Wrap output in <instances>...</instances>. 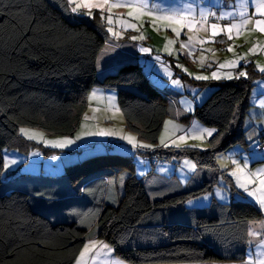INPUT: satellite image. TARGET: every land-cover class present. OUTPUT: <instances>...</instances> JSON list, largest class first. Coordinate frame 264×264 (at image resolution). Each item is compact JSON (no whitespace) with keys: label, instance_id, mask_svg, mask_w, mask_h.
I'll return each mask as SVG.
<instances>
[{"label":"trees","instance_id":"1","mask_svg":"<svg viewBox=\"0 0 264 264\" xmlns=\"http://www.w3.org/2000/svg\"><path fill=\"white\" fill-rule=\"evenodd\" d=\"M70 8L65 0H0V186L2 150L19 142V129L73 135L94 88L116 91L127 129L148 142H157L170 115L167 94L152 85L142 62H125L99 76L98 60L109 32L96 18ZM256 75L250 71L247 78L192 81L216 89L184 120L197 119L221 135L208 140L206 151L160 149L155 157H189L199 169L214 170L215 176L207 172L196 189L153 201L131 173L118 204H108L107 180L114 175L109 168L115 160L129 158L106 153L68 165L58 177H29L27 190L0 192V264H75L93 225L115 257L128 264L243 262L252 246L251 223L263 219V213L218 169L216 157L245 143ZM219 176L233 199H244H216L203 209L183 207L190 199L213 193Z\"/></svg>","mask_w":264,"mask_h":264},{"label":"rangeland","instance_id":"2","mask_svg":"<svg viewBox=\"0 0 264 264\" xmlns=\"http://www.w3.org/2000/svg\"><path fill=\"white\" fill-rule=\"evenodd\" d=\"M76 2L83 3L84 0H76ZM93 3L102 5L103 11L101 12L97 7H92L90 10L91 16H82H87L92 19L96 18L107 31L109 27L113 29V32L108 31L109 40L99 56V76L101 78L104 77L106 72L116 70L120 64L125 62H142L141 64L144 65L147 75L151 77L153 83L167 94V98L171 105L170 115L165 120L159 138L156 143H151L129 131L126 127L124 115L119 107L118 93L116 91H110L111 93L109 94H112V97H108L107 106L104 108L97 109L91 105H87L78 129L71 136L54 135L36 128L21 127L20 129H25L29 134H42V139L38 136L36 139L29 140L19 129V142L15 146L7 147L2 150L4 168L0 192H4L10 188L27 190L26 187L31 184L29 177H58L63 173L62 167L80 163L90 157L104 155L106 153L120 154L129 158L122 161L115 160L117 163L115 167L109 168L111 170L114 169V175L107 180L108 192L106 203L108 204H118L119 200L123 197L124 185L131 173H134V175L145 184L147 193L153 201L200 187L207 179V173L204 172H213L215 176L214 170L201 168L199 175L192 178L191 173L198 172L200 168L193 159L189 157L179 159L171 157L167 159L165 156L156 158L155 153L160 149L172 151L192 146H197L192 148H197L201 151H204L202 149H209L208 140L210 138L207 137L206 134L203 139H196L193 135H188L185 140L181 141L178 137L184 135V132L177 130L176 126L188 130L189 133L192 132L193 125L196 122H198L199 126H203L204 128H215L205 126L197 119L193 120V124H189L186 120L177 117L173 111L177 103L184 104L186 102L188 105L193 103L189 97V93L193 98L199 96L198 100L201 105V103H204L215 91L216 87L208 85L204 87H193V89L191 88L192 91L188 92L191 87L189 83H192L193 79H195L194 77L197 75L209 77L207 80L200 81H210L213 80L211 77L212 73L215 72L221 76L219 80L228 81V79L224 77L229 73L235 77L237 75L236 71L239 72L243 70L247 72V77H249L250 71L257 72L258 75L253 79L254 85L250 96H252L253 91V101L255 99V103L259 107L264 108V71H261V69H264V32L255 28V21L264 19V16L259 15L257 12V0H248V6L244 9L251 17L252 22L247 24L246 28L241 29L239 35H237V30L233 29L231 39H229V34L226 31L212 37L210 25L212 23H216L220 26L230 23L239 24L242 19L238 15L240 11V0H148L149 7L152 11L160 14L193 12L196 18L199 19L201 11L216 12L218 15L221 12L225 14L229 12L236 13V15L230 19H217L216 17L209 16L207 24L203 26L206 30H201L200 25H197L196 28L191 31L185 28L179 37L171 31V27H179V25L167 20H157L154 26L151 23L153 17L142 14L144 10H137L129 7H112L109 13L111 4L124 3V0H109L107 4L104 3V0H93ZM74 6V4H70V7ZM79 11L81 13H86L89 10L81 8ZM129 11H133L134 16H138L139 18H130L128 16ZM109 14L113 19L112 24L107 22ZM102 15L104 19H101ZM121 19L124 21L123 25L120 22ZM128 24H134L136 26L135 29L126 27ZM166 28L168 30H165ZM113 33H117V35H113ZM133 36H142L144 39L133 40ZM188 36H192L194 39L188 41ZM199 40H204L206 42L199 43ZM213 40L215 42H208ZM169 41H175V43L170 44ZM182 42L190 45L191 54H189L188 48L181 47ZM229 47H232L233 50L228 51ZM254 47L255 52L250 51ZM142 48H149L152 51L145 53L141 51ZM157 57H159V60H157ZM233 61H239L241 67L238 69V67L231 66L228 63ZM221 64H225V67L220 68L219 66ZM179 66H183V68ZM111 67H113V70ZM183 69H187V72ZM176 79L180 81L179 85L173 84V80ZM209 90H212L211 94L205 100H201L204 93ZM189 99L191 101H189ZM252 103L254 102H251V104ZM117 107L120 111L115 110ZM189 107L193 109V106ZM168 121H172V124H167L166 127V122ZM102 129L114 131L117 135L111 137L82 136L75 144L65 148L52 147L46 143L49 140L55 141L64 138L75 140L76 136L82 132H95ZM123 135H132L136 137L137 141L153 145L154 147L149 149H134L131 145H128L126 141L119 138ZM161 137H163L164 142L168 144L169 147L161 145ZM109 141L113 143L112 149H108L106 146V142ZM173 141L179 143L181 147L177 148L171 146ZM230 148L229 151L217 155L216 162L218 169L220 171H226L233 179L235 187L241 191H243V189L238 187V178L240 182L244 183H248L249 180L253 181L252 183H248V187L256 192V196L249 197L248 199L256 201L259 205L258 198L264 195V186L260 184V181L264 180V169L259 168L257 163L260 162V159H264L262 158L263 155L260 156L259 153L257 154L254 147L252 150L251 147H246L242 144H237ZM53 157H55V159H53ZM185 160L195 163L196 168L194 171L190 170L189 166L184 163ZM13 161H15L14 164ZM233 161H237L241 168H243L242 172H238V176L231 175L237 168ZM140 172H143L144 175H139ZM121 177L124 178L123 182H121ZM223 180H225L224 177L219 176V185L215 187L213 193L207 195L208 198L206 201H201V203H203L202 207H196L195 205L190 206L187 202L183 207L188 210L203 209L205 207H210V205L216 203L215 201L217 200L219 202L229 203L233 200L239 201L244 199L241 195H236L233 199L225 188L226 184ZM178 182H181L182 187L178 189L173 188L174 184L178 185ZM218 191L220 196L225 197L224 199H221L220 196L217 195ZM204 196L206 195H201L200 197ZM246 196L248 195L246 194ZM196 198H193V200ZM259 207L264 217V207L260 205ZM255 224L261 225V228H259L258 231L252 230L250 232L251 237L253 239H255V237L258 238V240L256 239L258 241L257 244L264 246L261 243L264 241V218L261 219V221L252 222L251 225L254 226V229ZM90 229L92 234L98 231L96 226ZM91 233L87 235L88 240L85 245H89L93 242L89 239V236H92ZM96 242H104L102 245L100 243V245L97 246L99 250L98 257L100 256L105 264H116L117 261L122 262V264H128L122 259L115 257L112 247L107 242L102 239ZM104 245H107V248H105ZM103 248H105L104 252ZM254 248L249 250V256L245 259L246 261L244 260L245 262H212L203 264H249V262L250 264H259V261L252 262ZM89 256H91V249L84 255L83 259H88Z\"/></svg>","mask_w":264,"mask_h":264},{"label":"snow or ice","instance_id":"3","mask_svg":"<svg viewBox=\"0 0 264 264\" xmlns=\"http://www.w3.org/2000/svg\"><path fill=\"white\" fill-rule=\"evenodd\" d=\"M109 2V0H104V3L107 4ZM65 3L67 4H74V7H71L69 10L72 13H79L80 15H89L91 16V8L92 7H97L98 9H100V11H103V7L102 5L99 4H95L93 3V0H84L83 3H77L76 0H65ZM257 12L259 15L264 16V0H257ZM248 6V0H240V11L238 13V15L242 18L241 22L239 24L236 23H230L224 26H220L216 23H212L210 25V29H211V36L215 37L216 35L220 34L223 31H226L229 34V39L232 38L231 33L233 32V29L237 30V35L240 34V30L243 28H246L247 24L252 22L251 17L249 16V14L244 10L246 7ZM112 7H129V8H135L137 10H144L142 12V14H146L149 15L151 17H153V19L151 20V23L155 26L157 20H167L170 21L172 23H175L177 25H179V27H171V31L177 36L179 37L181 32L187 28L189 31L193 30L194 28H196L197 25L201 26V30H206L203 28V26L205 24H207L208 22V18L209 16L212 17H216L217 19H230L232 18L234 15H236V13H232L229 12L227 14L221 12L219 15L216 12H205V11H201L200 12V17L199 19L196 18L195 13L193 12H172V13H156L153 12L152 9L149 7V3L148 0H124V3H114L111 4L110 8H109V13L111 12V8ZM81 8H86L89 11L86 13H81L79 10ZM128 16L132 19H138V16H134L133 11H129ZM101 19H104L103 15L101 16ZM107 22L109 24L113 23V19L111 17V15L109 14L108 18H107ZM121 24H124V21L121 19ZM126 27H131L133 29H135V25L134 24H128L126 25ZM255 28L259 29L261 32H264V19L261 20H256L255 21ZM165 30H168L167 28ZM109 32H113V29L111 27L108 28ZM113 35H117V33H113ZM133 40L136 39H144V37H136L133 36L132 37ZM188 41H192L194 39V37L192 36H188L187 37ZM199 43H205L206 41L204 40H199ZM208 42H215L213 41H208ZM170 44H174L175 41H169ZM181 47L182 48H188L189 49V54H191V48L189 44H186L184 42L181 43ZM232 47H229L228 51H232ZM141 51L148 53L151 52L152 50L149 48H142ZM250 51L255 52V47L253 49H251ZM171 54V53H169ZM157 60H159V57H157ZM231 66H235V67H241L239 64V61H233V62H228ZM181 68H183V66H179ZM220 68H224L225 64H221L219 66ZM246 67V66H245ZM185 72H187V69H183ZM261 71H264V69H261ZM190 74V73H189ZM191 75V74H190ZM241 77H247V72L241 70L238 72V74L233 77V75L231 73L227 74L224 78L228 79V80H232V79H239ZM197 80H207L209 79L208 76H204V75H197L194 77ZM212 79H216L219 80L221 79V76L218 75L217 73L213 72L212 73ZM173 84L179 85L180 81L178 79L173 80ZM93 96H95V93H92ZM116 111H120V109L117 107L115 109ZM192 109H189V111H191ZM167 124H172V121H168L166 122V127ZM177 130L184 132V135H181L178 137L179 140L183 141L185 140L186 136L188 135H193L194 138L196 139H203L205 134L207 135V137L209 138H213L214 134L216 137H219L221 134L218 132V130L216 129H208V128H204L203 126H199L198 122L194 123L193 128H192V132L189 133L188 130L182 129L179 126H176ZM20 132L24 135L27 136V138L29 140L32 139H36L38 136L41 137L42 139V134H29L28 131H26L25 129H20ZM117 133L111 130H98L95 132H90V131H85L82 132L81 134L77 135L75 140L70 139V138H64L62 140H49L46 143L52 147H59V148H65L68 147L70 145H73L76 143V141L80 140L82 138V136H90V137H111V136H116ZM121 140H124L127 142L128 145H131L132 148L134 149H149V148H153V145L150 144H146V143H142L137 141L136 137L132 136V135H123L119 137ZM219 140L216 139L215 143H218ZM215 143L213 144V147L215 146ZM161 145H163L164 147H169L168 144H166L164 142L163 137H161ZM174 147H181V145L179 143H176L175 141H173L172 145ZM192 147H197V146H192ZM204 151H206L207 149H202ZM53 159H55V157H53ZM15 163V161H13V164ZM143 163V162H142ZM185 164H187L190 168V170H195L196 165L195 163H192L190 161L185 160L184 161ZM234 164H236L237 168L236 170H234L231 175L232 176H238V172H242L243 168H241L240 164L237 161H233ZM246 167V165H245ZM139 175L143 176L144 173L140 172ZM123 177H121V182H123ZM253 181L249 180L248 183H252ZM238 183V187L240 189H243L244 193H246L249 197H254L256 196V192L251 190L248 187V183H244V182H240L239 178L237 180ZM260 184L262 186H264V180L260 181ZM81 191H87V189H81ZM38 195H44L46 196L49 200L52 199L50 194H46V193H38ZM217 195L220 196L219 191L217 192ZM207 195L204 197H200V198H196L195 200L190 199L187 201L188 205L192 206L195 205L196 207H202L203 203H201V201H206L207 200ZM221 199H224L225 197L220 196ZM258 202L259 205L264 207V195H261L258 198ZM262 245H264V241L261 242ZM105 248H107V245H104ZM90 251L89 245H85L83 250L80 252V259H83L84 255L86 253H88ZM110 251V250H109ZM116 264H122V262L117 261ZM250 264V262H249ZM259 264H264V259L259 261Z\"/></svg>","mask_w":264,"mask_h":264},{"label":"crops","instance_id":"4","mask_svg":"<svg viewBox=\"0 0 264 264\" xmlns=\"http://www.w3.org/2000/svg\"><path fill=\"white\" fill-rule=\"evenodd\" d=\"M111 69H113V67H111ZM236 74H238L237 71H236ZM149 79H150L152 85L158 87L155 83H153V81L151 80V77H149ZM193 80L196 81V82H205V81H200V80H195V79H193ZM210 81L218 82V81H223V80H214L213 79V80H210ZM189 84L191 85V87H190V90L188 92L192 91L193 87H199L198 85H194L193 83H189ZM211 92H212V90H209V91L205 92L204 95H203V98L201 100H205ZM92 93H95V96H93ZM109 93H111L110 90H105L103 88H94L88 94L87 105L88 106L91 105L92 107L97 108V109L104 108L105 106H107L106 104H107V101H108V97H112L111 96L112 94H109ZM189 97L193 101L192 104L188 105L185 102L184 104L177 103V105L174 106V108H173L174 110L173 111H174V114L177 117L182 118V119L189 118V116H191V114H193V110H195L196 106L198 104H200V101L198 100L199 96L193 98V96L190 95V93H189ZM253 97L254 96H253V91H252V96H251L250 101L254 102V103L251 104V108L249 109L247 117L245 119V125H244L245 126L244 127L245 128V136H244L245 143L243 145L246 146V147L247 146L251 147L252 150H253V147H254L255 152L257 154L259 153L260 156L263 155L262 158H264V150L262 152L256 150L257 146L264 142V108L259 107L255 103V99L253 101ZM191 100L189 99V101H191ZM189 106H193V109L191 111H189V109H190ZM193 120L194 119H191L189 124H193ZM229 150H227V151H229ZM259 161L260 162L257 163L258 167L264 169V159H260ZM62 168H63L62 170H63V173H64L65 167H62ZM200 171L201 170L199 169L198 172H192L191 173L192 178L196 177V175H198V173H200ZM204 173H207V172H204ZM180 187H182L181 182H178V185L174 184V186H173V188H177V189L180 188ZM247 197L249 198V196H247ZM254 222H258V221H254ZM93 226L95 227V225H93ZM250 227H251L250 228V232L252 230L258 231V229L261 228V225L255 224V229H254V226H252V225ZM89 239L93 241L91 244H89V248L91 249V256H89L88 259H80V255H79V257H78L77 261L75 262V264H83L84 262H86L84 264H105L104 261L100 258V256L98 257L99 250H98V246L97 245H100V243L102 245V243H104V242H96V241H99L100 239H102V238L99 237L98 231L95 234L93 233L92 236H89ZM256 239L258 240V238H256V237H255V239H253L251 237V233H250V244L252 245L250 247V249L255 247L253 249L252 262L253 261H260V260L264 259V246L258 245L257 244L258 241ZM102 240L105 241L104 239H102ZM104 251H105V248H103V252ZM257 251H259V252H257ZM248 256H249V251H248L247 257ZM247 257H246V259H247Z\"/></svg>","mask_w":264,"mask_h":264},{"label":"built area","instance_id":"5","mask_svg":"<svg viewBox=\"0 0 264 264\" xmlns=\"http://www.w3.org/2000/svg\"><path fill=\"white\" fill-rule=\"evenodd\" d=\"M111 144H112L111 141L106 142V146H108V147H110ZM256 150H258V151H263V150H264V142L261 143V144H259V145L257 146ZM156 158H161V157L158 155V156H156Z\"/></svg>","mask_w":264,"mask_h":264}]
</instances>
